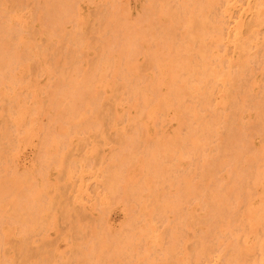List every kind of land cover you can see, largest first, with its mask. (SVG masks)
Returning a JSON list of instances; mask_svg holds the SVG:
<instances>
[{"label":"rangeland","instance_id":"374dc122","mask_svg":"<svg viewBox=\"0 0 264 264\" xmlns=\"http://www.w3.org/2000/svg\"><path fill=\"white\" fill-rule=\"evenodd\" d=\"M0 1V264H238L240 251L264 264V0ZM172 83L182 89L176 105L166 100L173 109L162 95ZM189 105L205 121L199 146L187 139L199 121Z\"/></svg>","mask_w":264,"mask_h":264},{"label":"bare ground","instance_id":"6f19581e","mask_svg":"<svg viewBox=\"0 0 264 264\" xmlns=\"http://www.w3.org/2000/svg\"><path fill=\"white\" fill-rule=\"evenodd\" d=\"M12 1H13V0H12ZM17 1H18V0H17ZM0 2H1V1H0ZM9 2H10V1H9ZM6 3H7V2H6ZM16 3H17V2H16ZM18 3H21V2H18ZM22 3H23V1H22ZM50 3H51V2H50ZM50 3H49V5H50ZM57 3H58V2H57ZM23 4H24V3H23ZM55 4H56V3H55ZM8 5H9V4H8ZM12 5H13V4H12ZM17 5H21V4H17ZM62 5H63V3H62ZM50 6H51V5H50ZM55 6H56V5H55ZM57 6H58V5H57ZM14 7H15V5H14ZM14 7H13V8H14ZM60 7H61V6H60ZM60 7H59V8H60ZM11 8H12V7H11ZM11 8H10V9H11ZM13 8H12V9H13ZM18 8H19V7H18ZM20 8H21V7H20ZM22 8H23V7H22ZM55 8H56V7H55ZM5 9H6V8H5ZM7 9H8V8H7ZM14 9H15V8H14ZM0 10H1V9H0ZM3 10H4V8H3ZM20 10H23V9H20ZM54 10H55V9H54ZM203 11H204V10H203ZM4 12H5V11H4ZM1 13H3V12H1ZM51 13H52V12H51ZM62 13H64V12H62ZM62 13H61V14H62ZM198 13H199V12H198ZM49 14H50V13H49ZM163 14H164V12H163ZM168 14H169V13L167 12V15H168ZM2 15H5V14L3 13ZM164 15H165V14H164ZM51 16H52V15H51ZM56 16H57V15H56ZM58 16H59V15H58ZM113 16H114V15H113ZM170 16H171V15H170ZM3 17H4V16H3ZM54 17H55V16H54ZM5 18H6V17H5ZM33 18H35V17H33ZM39 18H40V17H39ZM45 18H46V17H45ZM186 18H188V17L186 16ZM195 18H196V17H195ZM3 19H4V18H3ZM37 19H38V18H37ZM39 20H41V18H40ZM43 20H44V19H43ZM51 20H52V19H51ZM56 20H57V19H56ZM34 21H35V20H34ZM46 21H47V20H46ZM113 21H114V20H113ZM38 22H39V21H38ZM43 22H44V21H43ZM43 22L41 21V23H43ZM51 22H52V21H51ZM111 22H112V21H111ZM200 22H201V21H200ZM202 22H203V21H202ZM3 23H5V24H6V27H7V25H8L7 23H8V22L6 23V21H4ZM33 23H34V22H33ZM0 24H1V22H0ZM2 25H3V24H2ZM29 25H31V24H29ZM42 25H43V24H42ZM44 25H45V24H44ZM163 25H164V24H163ZM10 26H11V25H10ZM12 26H13V25H12ZM21 26H23V25H21ZM49 26H50V25H49ZM184 26H185V25H184ZM8 27H9V26H8ZM29 27H30V26H29ZM32 27H33V26H32ZM55 27H56V26H55ZM109 27H110V26H109ZM163 27H164V26H163ZM9 28H10V27H9ZM12 28H13V27H12ZM12 28H11V30H12ZM14 28H15V27H14ZM17 28H18V27H17ZM20 28H21V27H20ZM22 28H24V27H22ZM26 28H27V27H26ZM51 28H52V27H51ZM113 28H114V27H113ZM164 28H165V27H164ZM201 28H203V27L201 26ZM29 29H30V28H29ZM1 30H2V29H1ZM1 30H0V31H1ZM4 30H5V29H4ZM6 30H7V29H6ZM15 30H16V29H15ZM31 30H32V29H31ZM40 30H43V29H40ZM2 31H3V30H2ZM2 31H1V32H2ZM17 31H19V30H16V32H17ZM32 31H33V30H32ZM170 31H171V30H170ZM184 31H185V30H184ZM187 31H188V30H187ZM193 31H194V30H193ZM8 32H9V31H7V34H8ZM11 32H12V31H11ZM16 32H15V33H16ZM24 32L27 33V31H25V29H24ZM172 32H173V31H172ZM2 33H3V32H2ZM2 33H1V34H2ZM12 33H13V32H12ZM15 33H14V34H15ZM26 33H25V34H26ZM185 33H186V32H185ZM185 33H184V34H185ZM196 33H197V32H196ZM1 34H0V35H1ZM10 34H11V33H10ZM27 34H28V33H27ZM31 34H32V33H31ZM50 35H51V34H50ZM53 35H54V34H53ZM171 35H172V34H171ZM200 35H201V34H200ZM2 36H3V34H2ZM8 36H9V34H8ZM54 36H55V35H54ZM183 36H184V35H183ZM5 37H6V36H5ZM27 37H28V36H27ZM34 37H35V36H34ZM55 37H56V36H55ZM193 37H194V36H193ZM2 38H3V37H2ZM6 38H7V37H6ZM50 38H51V36H50ZM12 39H13V38H12ZM12 39H11V40H12ZM29 39H30V38H29ZM31 39H33V38H31ZM186 39H187V38H186ZM2 40H4V39H2ZM6 40H8V39H6ZM117 41H119V40H117ZM8 42H9V40H8ZM12 42H13V41H12ZM29 42H30V41H29ZM123 42H124V41H123ZM185 42H186V41H185ZM192 42H193V41H192ZM0 43H1V42H0ZM105 43H106V42H105ZM111 43H112V42H111ZM12 44H13V43H12ZM12 44H11V42H10L9 45H12ZM14 44H15V43H14ZM35 44L37 45V43H35ZM114 44H115V43H114ZM2 45H3V44H2ZM9 45H8V47H10ZM187 45H188V44H187ZM198 45H199V44H198ZM200 45L202 46L201 43H200ZM205 45H206V44H205ZM25 46H26V45H25ZM125 46H127V45H125ZM135 46H136V45H135ZM206 46H207V45H206ZM209 46H210V45H209ZM13 47H14V46H13ZM39 47H40V46H39ZM76 47H77V46H76ZM111 47H112V46H111ZM198 47H200V46H198ZM4 48H5V47H4ZM6 48H7V47H6ZM15 48H17V47H15ZM15 48H14V49H15ZM27 48H28V46H27ZM29 48H30V47H29ZM35 48H36V47H35ZM40 48H41V47H40ZM44 48H45V47H44ZM95 48H96V47H95ZM95 48H94V49H95ZM124 48H125V47H124ZM139 48H140V47H138V49H139ZM202 48H203V47H200V49H201L200 52H202V51H206L205 48H204V50H202ZM207 48H209V47H207ZM17 49H18V48H17ZM21 49H22V48H21ZM127 49H128V48H127ZM127 49H125V51H127ZM183 49H184V48H183ZM196 49H198V48H196ZM10 50H11V49H10ZM24 50H25V49H24ZM38 50H39V49H38ZM101 50H102L101 54H100V52H98L100 56L103 54V49L101 48ZM101 50L99 49L98 51H101ZM128 50H129V49H128ZM140 50H141V49H140ZM159 50H160V49H159ZM177 50H178V49H177ZM209 50H210V49H209ZM1 51H4V50L2 49ZM8 51H9V50H8ZM11 51L13 52V49H12ZM16 51H17V50H16ZM16 51L14 50V54L16 53ZM30 51H31V50H30ZM30 51H29V52H30ZM42 51L44 52V50H42ZM134 51H135V50H133L132 52H134ZM154 51H155V50H154ZM198 51H199V50H198ZM5 52H7V49L5 50ZM21 52H22V51H21ZM21 52H20V53H21ZM43 52H42V53H43ZM48 52H49V51H48ZM62 52H63V51H62ZM67 52H68V51H67ZM71 52H72V51H71ZM74 52H75V50H74ZM74 52H73V53H74ZM122 52H123V51H122ZM135 52H136V51H135ZM140 52H141V51H140ZM142 52H143V51H142ZM142 52H141V53H142ZM159 52H160V51H159ZM164 52H165V51H164ZM1 53H2V52H0V54H1ZM39 53H40V52H39ZM42 53H41V54H42ZM45 53H46V52H45ZM68 53H70V52H68ZM75 53H77V51H76ZM104 53H105V52H104ZM110 53H111V51H110ZM125 53H126V52H125ZM128 53H130V52H128ZM149 53H150V52H149ZM205 53H206V52H202V54H205ZM207 53H208V52H207ZM2 54H3V55H6L7 53L5 54V53L3 52ZM14 54L12 53L13 57H14V56H15V57L18 56V54H17V56L14 55ZM24 54H25V53H24ZM63 54H64V53H63ZM167 54H168V53H167ZM199 54H200V53H199ZM29 55H30V54H29ZM31 55H32V54H31ZM39 55H40V54H39ZM71 55H72V54H71ZM95 55H96V54H95ZM95 55H94V56H95ZM125 55H126V56H125ZM125 55H124V57H128L129 54H128V55L125 54ZM131 55H132V54H131ZM148 55H149V54H148ZM170 55H171V54H170ZM200 55H201V54H200ZM206 55H207V54H206ZM0 56H1V55H0ZM10 56H11V55H10ZM22 56H23V55H21V57H22ZM26 56H27V55L25 54V57H26ZM40 56H41V55H40ZM94 56H92V57H94ZM97 56H98V55H97ZM97 56H96V57H97ZM108 56H109V55H108ZM120 56H121V55H120ZM132 56H133V55H132ZM135 56H138V54L135 55V53H134V58H135ZM146 56H147V55H146ZM6 57H7V56H6ZM8 57H9V56H8ZM15 57H14V58H15ZM19 57H20V56H19ZM33 57H34V55H33ZM109 57H110V56H109ZM130 57H131V56H130ZM205 57H206L205 55H204V57H203V55H202V58H204V60H202V61L204 62V66L207 67V66H206V63H205ZM207 57H208V56H207ZM212 57H213V56H212ZM17 58H18V57H17ZM17 58H16V59H17ZM23 58H24V57H23ZM23 58H22V59H23ZM100 58H101V57H100ZM103 58H104V57H103ZM106 58H107V57H106ZM112 58H113V56H112ZM112 58H111V59H112ZM122 58H123V57H122ZM134 58H133V59H134ZM143 58H145V56H144ZM143 58H142V59H143ZM148 58H149V57H148ZM200 58H201V57H200ZM9 59H12V56H11V58H9ZM22 59H21V60H22ZM54 59H55V58H54ZM65 59H66V58H65ZM68 59H70V58H68ZM74 59H75V58H73V60H74ZM76 59H77V58H76ZM90 59H91V58H90ZM104 59H105V58H104ZM104 59H103V61H104ZM120 59H121V58H120ZM125 59H127V58H125ZM131 59H132V58H131ZM157 59H158V58H157ZM4 60L8 63L7 59L4 58ZM34 60H37V59H34ZM34 60H33L32 62H34ZM87 60H88V59H87ZM91 60H92V59H91ZM105 60H106V61H107V60H110V58H109V59H105ZM118 60H119V59H118ZM146 60H147V58H146ZM155 60H156V59H155ZM11 61H13V60H11ZM14 61L16 62V60H14ZM18 61H19V59H18ZM18 61H17V62H18ZM26 61H27V58H26ZM28 61H31V60H28ZM63 61H64V60H63ZM75 61H76V60H75ZM99 61H100V60H99V58H98V61H97V63H96V66H97V64H98ZM125 61H126V60H125ZM136 61H137V60H136ZM200 61H201V59H200ZM202 61H201V63L203 64ZM17 62H16V63H17ZM22 62H23V63L25 62L24 59H23V61H21V62H19V63H22ZM64 62H66V61H64ZM70 62L73 63L72 59H70ZM77 62H78V61H77ZM90 62H91V61L89 60L88 63H90ZM107 62H108V61H107ZM107 62H106V64H108ZM111 62H112V60H111ZM111 62H110V64H111ZM113 62H114V60H113ZM118 62H120V61H118ZM128 62H129V61H128ZM128 62H127V63H128ZM142 62H143V61H142ZM147 62L150 63L149 60H148ZM180 62H181V61H180ZM23 63H22V64H23ZM91 63H92V62H91ZM123 63L125 64V67H126V62H123ZM131 63H132V62H131ZM138 63H140V62H137V64H138ZM178 63H179V62H178ZM13 64H14V63H13ZM33 64H34V63H33ZM73 64H74V67H75V63H73ZM73 64H72V66H73ZM101 64H103V62L100 63V65H101ZM104 64H105V63H104ZM106 64H105V66H106V68H107L108 65H106ZM118 64H121V63H118ZM137 64H135V65H137ZM186 64H187V63H186ZM202 64H200V65H202ZM25 65H26V64H25ZM69 65H70V64H69ZM94 65H95V64H94ZM113 65H114V64H113ZM127 65H128V64H127ZM135 65L133 66V68L135 67ZM141 65H142V64H141ZM158 65L160 66L161 63L159 62ZM0 66H1V64H0ZM76 66H77V65H76ZM78 66H79V65H78ZM88 66H89V68H90V66H91V68H90V69L87 68V70H88V69L91 70L92 67H93L92 64H91V65L89 64ZM88 66H87V67H88ZM109 66H110V65H109ZM118 66H119V65H118ZM118 66H117V67H118ZM122 66H123V65H122ZM163 66H164V65H163ZM184 66H186V65H184ZM204 66H202V67H204ZM33 67H34V66H33ZM94 67H95V66H94ZM94 67H93V68H94ZM147 67H148V66H147ZM161 67H162V66H161ZM169 67H170V66H169ZM202 67H201V69H202ZM2 68H3V67H2ZM72 68H73V67H72ZM72 68H70V69H72ZM85 68H86V67L83 68V72H84V69H85ZM106 68H104V69L106 70ZM108 68H109V67H108ZM112 68H113V67H112ZM112 68H111V69H112ZM130 68H131V67H130ZM130 68H129V69H130ZM198 68H199V67H198ZM25 69H26V68H25ZM74 69H75V71L77 72L78 69H79V70H80V69L82 70V67H81V68L78 67V69L75 67ZM76 69H77V70H76ZM95 69H98V67H96ZM95 69H94V70H95ZM101 69H102V68H101ZM117 69L119 70V68H117ZM123 69H127V68H124V67H123ZM149 69H150V68H149ZM72 70H73V69H72ZM72 70H70V73L73 72ZM79 70H78V71H79ZM87 70H85V71H86V72H85L86 74H87ZM105 70H104V71H105ZM112 70H115V69L113 68ZM130 70H131V69H130ZM135 70H136V69H134V71H135ZM157 70H158V69H157ZM168 70H169V69H168ZM172 70H173V69H172ZM203 70H204V68H203ZM8 71H9V69H8ZM96 71H97V70H96ZM98 71H99V70H98ZM98 71H97V72L93 71V73L95 72V73L97 74ZM106 71H107V70H106ZM120 71H121V69H120ZM141 71H142V70H141ZM145 71H147V70H145ZM145 71H143V72H145ZM197 71L199 72V69H198ZM197 71H196V72H197ZM201 71H202V70H201ZM205 71H208V70H205ZM100 72H101V70H100ZM100 72H99V73H100ZM111 72H112V71H111ZM117 72H118V71H117ZM128 72H129V71H128ZM137 72H138V71H137ZM170 72H171V71H170ZM203 72H204V71H202L201 74H203ZM74 73H75V72H74ZM85 73H83V75H86ZM90 73H91V71H90ZM93 73H92V74H93ZM95 73H94V75H95ZM99 73H98V74H99ZM104 73H105V72H104ZM75 74H77V73H75ZM75 74H74V75H75ZM98 74H97V75H98ZM102 74H103V73H100L99 75L102 76ZM115 74H116V73H115ZM117 74H118V73H117ZM119 74H120V73H119ZM119 74H118V75H119ZM158 74H161V72L158 71ZM165 74H167V73H165ZM172 74H173V73H172ZM206 74H207V72H206L205 74H203V75H206ZM77 75L80 76V71H79V73H78ZM88 75H89V72H88ZM97 75H96V76H97ZM136 75H137V74H136ZM170 75H171V74H170ZM173 75H174V74H173ZM198 75H199V74H198ZM203 75H202V77H204ZM79 76H78V77H79ZM89 76H91V75H89ZM96 76H94L93 79L95 78V80L98 81L96 78H99L100 76H99V77H96ZM142 76H144V75H142ZM161 76H162V75H159L160 78H161ZM68 77H69V76H68ZM86 77H87V76H85V77L83 76V78H84L86 81L89 80V81L86 82V83H87V84H88V83H89V84H93V83H90L91 80H90L89 78H86ZM103 77H104V76H103ZM139 77H140V76H139ZM159 77H158V78H159ZM164 77H165V75H164ZM171 77H172V75H171ZM74 78H75V77H74ZM83 78H78V80H76V82L78 83L79 80H80V81L82 80L81 82H84V81H83ZM146 78H147V77H146ZM154 78L157 79L156 77H154ZM169 78H170V77H169ZM172 78H173V77H172ZM185 78H186V77H184V79H185ZM65 79H66L65 81H67V78H65ZM68 79H69V78H68ZM91 79H92V78H91ZM101 79H102V77H101ZM124 79H126V78L123 77V80H124ZM161 79H163V78H161ZM170 79H171V78H170ZM173 79H174V78H173ZM173 79H171V81H172ZM175 79H176V78H175ZM126 80H127V79H126ZM128 80H129V79H128ZM147 80H148V79H147ZM179 80H180V78L178 79V81H179ZM92 81H94V80H92ZM96 81H95V82H96ZM130 81H131V80H130ZM136 81H138V80H136ZM140 81H141V80H140ZM149 81H150V80H149ZM151 81L154 82L155 80H154V81L151 80ZM156 81H158V80H156ZM162 81H163V80H162ZM162 81L160 80V82H162ZM173 81H175V80H173ZM173 81H172V82H173ZM176 81H177V80H176ZM123 82H124V81H123ZM138 82H139V81H138ZM164 82H165V81H164ZM167 82H168V81H167ZM199 82H201V81H199ZM69 83H72V81L69 80ZM74 83H75V82H74V80H73V84H70V85H74ZM115 83H116V82H115ZM141 83H142V82H141ZM162 83H163V82H162ZM162 83L159 84V85L156 84V87H157V86L160 87V86L162 85ZM179 83H181V82L179 81ZM189 83H190V82H189ZM67 84H68V83H67ZM80 84H81V83L79 82V86H78V84H76V85H77L78 87H80ZM84 84H85V82H84ZM121 84H122V81L120 82V85H121ZM124 84H125V83H124ZM124 84H123V85H124ZM131 84H132V83H131ZM142 84H143V83H142ZM142 84H141V85H142ZM145 84H147V83H145ZM154 84H155V83H154ZM154 84H153V85H154ZM170 84H171V83H170ZM173 84H174V83H172V85H173ZM186 84H187V82H186ZM186 84H185V85H186ZM195 84H197V83H195ZM70 85H69V86H70ZM81 85H82V84H81ZM85 85H86V84H85ZM116 85H117V84H116ZM118 85H119V84H118ZM123 85H121V86H123ZM134 85H135V84H134ZM166 85H167V84H166ZM191 85H192V84H191ZM191 85H190V86H191ZM193 85H194V84H193ZM65 86H66V84H65ZM69 86H68V87H69ZM129 86H130V85H129ZM136 86H137V85H136ZM177 86H178L177 84H174V86H172V87H171V85H170V86H169V87H170V90H168V92L166 91L167 94H165V93L162 94V93L160 92L163 96L165 95V96L168 97L167 99H164L165 101L163 100V101L165 102V103H164L165 105H166V102H167L166 100H171L173 106L176 105V103H175L173 100H177V101L180 100V97H179V99H178V97H176V96H177V95L179 96V94H180V96H182L181 93L178 94V93H175V92H176L177 89H178V90H177L178 92H181L182 89H180V88H176ZM179 86H181V84H180ZM204 86H206V84H205ZM81 87H83V85H82ZM85 87H86V86H84V88H85ZM88 87H90V88L92 87V88H93L94 86H92V85H91V86H90V85H87V89H88ZM130 87H131V86H130ZM150 87H151V86H149V88H150ZM167 87H168V86H167ZM174 87H175V90L173 89ZM186 87H187V85H186ZM193 87H194V86H192V89H193ZM199 87H200V86H199ZM199 87H198V88H199ZM72 88H73V86H72ZM117 88H118V87H117ZM121 88H122V87H121ZM124 88H126V87H124ZM132 88H133V87H132ZM146 88H147V86H146ZM157 88H158V87H157ZM182 88H185V87H182ZM187 88H189V87H187ZM204 88H205V87H203L202 89H204ZM206 88H207V87H206ZM69 89H70V88H69ZM73 89H74V88H73ZM73 89H72V90H73ZM82 89H83V88H82ZM85 89H86V88H85ZM115 89H116V88H115ZM133 89H134V88H133ZM143 89H144V88H143ZM143 89H142V91H143ZM159 89H160V88H159ZM159 89H157V90L159 91ZM168 89H169V88H168ZM185 89H186V88H185ZM199 89H201V88H199ZM62 90H63V89H62ZM62 90H61V88H60V92H61ZM67 90H68V89H67ZM76 90H77V88H76ZM89 90H90V89H89ZM92 90L95 91L94 89H92ZM118 90H119V89H118ZM139 90H141V89H139ZM150 90H151V89H150ZM155 90H156V89H155ZM179 90H180V91H179ZM204 90H205V89H204ZM64 91H65V90H64ZM86 91H87V90H86ZM127 91H129V90H127ZM131 91H132V90H131ZM133 91H135V89H134ZM136 91H137V90H136ZM136 91H135V94L137 93ZM153 91H154V90H153ZM201 91H203V90H201ZM205 91H208V90H205ZM66 92H67V91H66ZM66 92H65V94L68 95L69 92H68V93H66ZM78 92H80V91L78 90ZM82 92L84 93L85 90H83ZM87 92H88V91H87ZM151 92H152V90H151ZM151 92H149V93H151ZM185 92H187V91H185ZM193 92H195V91H193ZM197 92H198V91H197ZM208 92H209V91H208ZM63 93H64V92H63ZM85 93H86V92H85ZM85 93H84V94H85ZM88 93L90 94V91H89ZM92 93H93V92H92ZM92 93H91V95H93ZM142 93H143V92H142ZM142 93H141V95H142V97H143V94H142ZM195 93H196V92H195ZM202 93H203V92H201L200 94L202 95ZM204 93H205V92H204ZM260 93H261V92H260ZM69 94H72V95L74 94V95L76 96V92L72 93V91H70ZM84 94H83V95H84ZM89 94H87V95H89ZM129 94H131V93H129ZM152 94H153V93H152ZM158 94H159V93H157V95H158ZM174 94H176V96H175ZM197 94L199 95V93H197ZM205 94H206V97H208L207 95H209V94H208V93H205ZM205 94H203V96H204ZM74 95H73V96H74ZM91 95H89V96L91 97ZM136 95H138V93H137ZM145 95H146V93H145ZM154 95H156V93H155ZM157 95H156V96H157ZM183 95H184V94H183ZM201 95H199V96L201 97ZM73 96H72V97H73ZM129 96H130V95H129ZM129 96H128V97H129ZM134 96H135V95H134ZM159 96H161V95H159ZM199 96H197V97H199ZM203 96H202V98H206V97H203ZM85 97H86V96H85ZM146 97H148V96H146ZM149 97H150V96H149ZM151 97H152V96H151ZM161 97H162V96H161ZM175 97H176V98H175ZM64 98H65V97H64ZM66 98H67V97H66ZM73 98H74V97H73ZM75 98H77V97H75ZM75 98H74V99H75ZM131 98H132V97H130L129 100L132 101ZM194 98H195V97H194ZM262 98H263V97H262ZM88 99H89V98H88ZM91 99H92V97H91ZM151 99H152V98H150V100H151ZM162 99H163V98H162ZM172 99H173V100H172ZM62 100H63V99H62ZM79 100H80V99H79ZM93 100H94V99H93ZM124 100H125V98H124ZM134 100H135V99H134ZM155 100H156V99H155ZM195 100H196V99H195ZM207 100H208V99H207ZM70 101H71V100H70ZM70 101L68 100L67 102H70ZM74 101H75V100H74ZM125 101H126V100H125ZM127 101H128V100H127ZM135 101H136V100H135ZM140 101H142V100H140ZM145 101H146V100H145ZM145 101H144V102H145ZM171 101H170V102L168 101V102L171 103ZM255 101H256V100H255ZM259 101H260V100H259ZM61 102H62V101H61ZM72 102H73V101H72ZM72 102H70V103H72ZM89 102H90V101H89ZM97 102H98V101H97ZM97 102H96V103H97ZM147 102H148V101H147ZM153 102H155V101H153ZM160 102H161V101H160ZM168 102H167V103H168ZM178 102H179V101H178ZM178 102H177V103H178ZM199 102H200L199 104H203V105H205L206 99L199 100ZM65 103H66V102H65ZM91 103L94 104L92 101H91ZM132 103H133V102H132ZM140 103H141V102H140ZM148 103H149V102H148ZM169 103H168V105L171 106V104H169ZM197 103H198V102H197ZM208 103H209V102H208ZM55 104H56V103H55ZM55 104H54V105H55ZM66 104H67V103H66ZM92 104H91V105H92ZM137 104H138V103H137ZM150 104H151V103H150ZM161 104H162V102H161ZM161 104H160V105H161ZM60 105H61V104H60ZM60 105H59V106H60ZM62 105H63V104H62ZM68 105H69V104H68ZM68 105H66V106H68ZM70 105H71V104H70ZM74 105H75V104H74ZM74 105H73L72 107H74ZM91 105H89V106H91ZM97 105H98V104H97ZM133 105H134V104H133ZM182 105H183V104H182ZM57 106H58V105H57ZM93 106H96V105H92L91 107H93ZM131 106H132V105H131ZM137 106H138V105H137ZM162 106L164 107L163 110H162V111L164 112V110H165V106H164L163 104H162ZM173 106H171V108H172ZM178 106L180 107V105H178ZM189 106H190V105H189ZM75 107H76V106H75ZM129 107H130V106H128V108H129ZM160 107H161V106H160ZM179 107H177V108L179 109ZM181 107H182V106H181ZM64 108H65V107H64ZM95 108H96V107H95ZM107 108H108V107H107ZM161 108H162V107H161ZM161 108H160V110H161ZM168 108H169V107H168ZM168 108H167V106H166V109H167V110H168ZM171 108H170V109H171ZM173 108H174V107H173ZM173 108H172V109H173ZM175 108H176V107H175ZM177 108H176V110L178 111ZM190 108H191V106H190ZM190 108H189V109H190ZM193 108H195V107H193ZM193 108H191L190 110H189V109H187V110H189L190 114H191L193 117L195 116V121H196V120L199 119V118H196V117H198V116L195 115L197 111H196V109H193ZM258 108H259V107H258ZM66 109H68V108H66ZM72 109H73V108H72ZM72 109H69V111L72 110ZM92 109H93V108H92ZM129 109H130V108H129ZM134 109H135V108H134ZM140 109H141V108H140ZM181 109H182V108H180V111H182ZM167 110H166V111H167ZM183 110H184V109H183ZM57 111H58V110H57ZM64 111H65V109H64ZM67 111H68V110H67ZM69 111H68V113H69ZM94 111H95V110H94ZM96 111H97V108H96ZM96 111H95V112H96ZM199 111H200V110H199ZM65 112H66V111H65ZM65 112H64V113H65ZM92 112H93V111H92ZM97 112H98V111H97ZM135 112H136V111H135ZM104 113H105V112H104ZM136 113H138V112H136ZM136 113H135V114H136ZM177 113H178V112H177ZM182 113H184V112H182ZM179 114L181 115V113H179ZM61 115H62V113H61ZM97 115H98V114H97ZM173 115H174V114H173ZM182 115H183V114H182ZM107 116H108V114H107ZM132 116H134V115L132 114ZM136 116H137V115H136ZM109 117H110V115H109ZM113 117H114V116H113ZM128 117H129V116H128ZM178 117L180 118L181 116H178ZM56 118H57V117H56ZM115 118H117V117H115ZM132 118H133V117H132ZM132 118H131V119H132ZM134 118H136V117H134ZM173 118H174V117H173ZM183 118H184V117H183ZM200 118H201V117H200ZM262 118H263V117H262ZM126 120H127V119H126ZM181 120H182V119H181ZM177 121H178V120H177ZM183 121H184V120H183ZM185 121H186V120H185ZM185 121H184V122H185ZM261 121H262V120H261ZM131 122H132V121H131ZM131 122H130V123H131ZM133 123H135V122L133 121ZM138 123H139V122H138ZM251 123H252V122H251ZM182 124H183V123H182ZM204 124H205L204 119H199V121H197V124H196V126H197V125H199V126H197V127H196V126H192L193 128L191 127L190 132H189V135H188L189 137H187V135H186L187 139H190L189 142H188L189 144H191V142H192L191 140H193L194 142H192V143H194V144H198V146H199V143H200V142H199V143H196L194 139H195L196 137H198V138L200 137V138H201V141H202V139H203V136H202V135H203L202 130L204 129V128H203V126H205ZM208 126H209V125H208ZM210 126H211V125H210ZM187 127H188V126H187ZM205 127H206V126H205ZM202 128H203V129H202ZM196 129H198V130H196ZM199 129H202V130L199 131ZM135 130H136V129H135ZM198 131H199L201 134H200V133H197ZM203 132H204V130H203ZM123 133H124V132H123ZM197 134H198V135H197ZM121 135H122V134H121ZM124 135H125V134H124ZM196 135H197V136H196ZM200 135H201V136H200ZM119 136H120V133H119ZM126 136H127V133H126ZM126 136H125V139H126ZM136 137H137V136H136ZM240 137H241V136H240ZM122 138H123V137H122ZM204 138H205V137H204ZM230 138H231V136H230ZM237 138H239V137L237 136ZM237 138H236V139H237ZM156 139H157V138H156ZM163 139H164V138H163ZM175 139H176V138H175ZM183 139H185V136H184ZM196 139H197V138H196ZM240 139H241V138H240ZM129 140H130V139H129ZM135 140H136V139H135ZM180 140H181V139H180ZM238 140H239V139H238ZM241 140H242V139H241ZM168 141H169V140H168ZM155 142H156V141H155ZM180 142H182V140H181ZM239 142H242V143H243L244 140H243V141H239ZM156 143H157V142H156ZM178 143H179V142H178ZM178 143H177V144H178ZM186 143H187V141H186ZM188 143H187V145H188ZM244 143H245V142H244ZM182 144H183V143H182ZM182 144H181V146H182ZM200 144H201V143H200ZM224 144H226V143L224 142ZM184 145H185V144H184ZM238 145H239V144H238ZM192 146H194V145H192ZM192 146H191V147H192ZM132 147H133V146H132ZM136 147H137V146H136ZM191 147H190V150L193 151V153H194V152L196 151L197 148L194 146V147L196 148L195 151H194V147H192V149H191ZM221 147H225V146H221ZM127 149H129V147H128ZM133 149H134V147H133ZM136 149H137V148H136ZM136 149H134V150H136ZM222 149H225V148H222ZM227 149H228V148H227V146H226V150H225V151H227ZM159 150H160V149H159ZM181 150H182V149H181ZM220 150H221V149H220ZM220 150H219V151H220ZM136 151H137V150H136ZM149 151H151V150H149ZM154 151H155V150H154ZM147 152H148V151H147ZM151 152H153V151H151ZM151 152H150V153H151ZM155 152L157 153V150H156ZM155 152H153V153H155ZM126 153H127V152H126ZM134 153H135V152H134ZM150 153H149V154H150ZM220 153H221V152H220ZM121 154H122V153H121ZM121 154H120V155H121ZM128 154H129V153H128ZM146 154H147V153H146ZM129 155H130V154H129ZM131 156H132V154H131ZM223 157H224V156H223ZM155 158H156V157H155ZM214 159H215V158H214ZM210 161H211V160H210ZM217 161H218V160H217ZM207 162L209 163V160H208ZM207 162H206L205 164L207 165V168H209L208 166H210V165H208ZM212 163H213V165L215 164L213 161H212L210 164L212 165ZM216 164L218 165V163H216ZM155 165H157V164H155ZM206 165H205V166H206ZM213 165H212V167H213ZM160 166H161V165H160ZM201 167H202V166H201ZM154 168H155V167H154ZM154 168H153V169H154ZM160 168H161V167H160ZM203 168H204V169H202V172H203L204 170H205V172H206V169H207V168H206V169H205V167H203ZM108 169L111 170L110 168H108ZM210 169H211V168H210ZM188 170H189V167H188ZM188 170H187V171H188ZM208 170H209V169H208ZM208 170H207V171H208ZM106 171H107V170H106ZM157 171H158V170H157ZM157 171H155V172L157 173ZM184 171H185V170H184ZM189 171H190V170H189ZM189 171H188V172H189ZM209 171H210V170H209ZM209 171H208V172H209ZM109 172H110V171H109ZM160 172H163V171L160 170ZM185 172H186V171H185ZM185 172H184V173H185ZM190 172H191V171H190ZM199 172H200V170H199ZM199 172H198V174L201 176V174H203V173L201 172V174H200ZM208 172H207V173H208ZM151 173H152V172H151ZM163 173H164V172H163ZM192 173H193V172H192ZM117 174H118V173H117ZM209 174H211V173H209ZM213 174H215L214 171H213ZM259 174H260V173H259ZM155 175L157 176L158 174H155ZM155 175H154V176H155ZM160 175H161V174H160ZM205 175H206V174H205ZM211 175H212V174H211ZM120 176H121V175H120ZM189 176H190V175H189ZM109 177H111V175H110ZM109 177H108V179H109ZM112 177H113V176H112ZM157 177H159V176H157ZM171 177H172V176H171ZM201 177H205V176L202 175ZM168 178H169V177H168ZM180 178H181V177H180ZM191 178H192V177H191ZM205 178H206V177H205ZM242 178H243V177H242ZM185 179H186V178H185ZM110 180H112V178H110ZM114 180H115V178H114ZM174 180H175V179H174ZM204 180H205V179H204ZM41 181H42V180H41ZM115 181H117V180H115ZM177 181H178V180H177ZM205 181H206V180H205ZM205 181H204V182H205ZM171 182H172V181H171ZM193 182H195V181H193ZM42 183H43V182H42ZM174 183H176V182H174ZM178 183H179V182H178ZM191 183H192V182H191ZM109 184H110V183H109ZM143 184H145V183H143ZM184 184H185V183H184ZM113 185H114V183H113ZM115 185H116V184H115ZM107 186H108V184H107ZM145 186H147V185H145ZM197 186H198V185H197ZM109 187H110V186H109ZM141 187H142V186H141ZM193 187H194V186H193ZM1 188H2V186H1ZM18 188H19V187H18ZM20 188H21V187H20ZM20 188H19V189H20ZM34 188H35V187H34ZM132 188H133V187H132ZM188 188H189V187H188ZM195 188H196V187H195ZM197 188H198V187H197ZM202 188H203V186H202ZM238 188H239V187H238ZM240 188H241V186H240ZM13 189H14V188H13ZM111 189H112V188H111ZM142 189H144V188L142 187ZM150 189H151V188H150ZM152 189H153V188H152ZM200 189H201V187H200ZM104 190H106V189H104ZM135 190H138L137 193L139 192V189H135ZM144 190H147V189H144ZM198 190H199V189H198ZM203 190H204V189H203ZM237 190H238V189H237ZM111 191H112V190H111ZM142 191H143V190H142ZM151 191H152V190H151ZM176 191H177V190H176ZM178 191H179V190H178ZM140 192H141V190H140ZM156 192H157V191H156ZM174 192H175V191H174ZM192 192L194 193V191H192ZM195 192H196V190H195ZM198 192H200V191H198ZM218 192H219V191H218ZM112 193H113V192H112ZM146 193H147V192H146ZM158 193H159V192H158ZM158 193H157V194H158ZM215 193H216V192H215ZM26 194H27V193H26ZM28 194H29V193H28ZM147 194H148V193H147ZM159 194H160V193H159ZM159 194H158V195H159ZM168 194H169V193H168ZM172 194H173V193H172ZM196 194H198V193H196ZM216 194H217V193H216ZM151 195H152V194H151ZM153 195H154V194H153ZM185 195H186V194H185ZM185 195H184V196H185ZM219 195H220V194H219ZM219 195H218V196H219ZM23 196H24V198H25V195H23ZM23 196H22V197H23ZM163 196H165V195H163ZM168 196H170V195H168ZM186 196H187V195H186ZM216 196H217V195H216ZM152 197H153V196H152ZM160 197H161V196H160ZM178 197H179V196H178ZM213 197H214V196H213ZM220 197H221V196H220ZM139 198H140V197H139ZM156 198H157V197H156ZM156 198H155V199H156ZM183 198H184V197H182V199H183ZM188 198H189V197H188ZM160 199H161V198H160ZM216 199H217V197H216ZM219 199H220V198H219ZM221 199H222V198H221ZM148 200H149V199H148ZM170 200H171V199H170ZM187 200H188V199H187ZM200 200H201V199H200ZM210 200H211V199H210ZM212 200H213V199H212ZM182 201H183V200H182ZM260 201H261V200H260ZM154 202H155V201H154ZM170 202H171V201H170ZM185 202H186V201H185ZM196 202H197V201H196ZM218 202H219V201H218ZM263 202H264V201H263ZM27 203H28V202H27ZM159 203L161 204L162 202H159ZM171 203H172V202H171ZM183 203H184V202H183ZM183 203H182V204H183ZM213 203H214V202H213ZM213 203L211 202V204H213ZM219 203H220V202H219ZM219 203L216 204V205H219ZM10 204H11V203H10ZM12 204H14V202H13ZM151 204H152V203H151ZM176 204H177V203H176ZM200 204L202 205L201 202H200ZM209 204H210V203H209ZM258 204H261L262 206L264 205V203L262 204V203H259V202H258ZM258 204H257V205H258ZM15 205H16V204H15ZM204 205H205V204H203V206H204ZM216 205L214 204V206H215L216 209H217V208H221L222 203H221L220 207H218V206L216 207ZM223 205H224V203H223ZM223 205H222V206H223ZM261 205H258L259 208H262V207H260ZM154 206H155V205H154ZM160 206H161V205H160ZM162 206H163V205H162ZM169 206H170V204H169ZM211 206H213V205H211ZM211 206H210V207H211ZM249 206H250V205H249ZM249 206H248V207H249ZM11 207H12V206H11ZM22 207L24 208L25 206H22ZM149 207H150V206H149ZM178 207H179V206H178ZM13 208H14V207H13ZM13 208H12V209H13ZM16 208H18V206H17ZM155 208H156V207H155ZM186 208H187V207H186ZM215 208H214V209H215ZM222 208H223V207H222ZM252 208H253V207H251V209H252ZM14 209H15V208H14ZM19 209L21 210V208H19ZM28 209H29V207H28ZM147 209H148V208H147ZM163 209H165V207H164ZM163 209L160 210V211L163 212ZM211 209H212V210H211V212H212L214 209H213V208H211ZM216 209H215V210H216ZM17 210H18V209H17ZM30 210H31V209H30ZM145 210H146V209H145ZM181 210H182V209H181ZM215 210H214L213 212H215L216 215H218V214H217L218 212L221 213V211H220L221 209H220V210L217 209V210H216L217 212H216ZM218 210H219V211H218ZM262 210H264V209H262ZM170 211H171V210H170ZM238 211H239V210H238ZM253 211H255V210L253 209ZM15 212H17V211L15 210ZM22 212H23V211H22ZM22 212H19V214H18L19 217H21L20 214H21ZM25 212H27V211L24 209V213H25ZM181 212H184V211H181ZM186 212H187V211H186ZM194 212H195V211H194ZM222 212H223V211H222ZM239 212H240V211H239ZM24 213L22 214V216L24 215ZM29 213H30V212H29ZM31 213H33V212H31ZM38 213H39V212H38ZM153 213H154V212H153ZM160 213H161V212H160ZM160 213H158V214H160ZM248 213H249V212H248ZM248 213H247V214H248ZM263 213H264V212H263ZM35 214H36V212H35ZM161 214H163V213H161ZM173 214H174V213H173ZM213 214H214V213H213ZM213 214H212V215H213ZM16 215H17V213H16ZM163 215H164V214H163ZM175 215H176V214H175ZM185 215H186V214H185ZM214 215H215V214H214ZM234 215H235V214H234ZM24 216H25V215H24ZM24 216H23L22 218H24ZM33 216H34V215H33ZM33 216H32V217H33ZM130 216H131V215H130ZM139 216H140V215H139ZM152 216H153V215H152ZM245 216H247V215H245ZM245 216H244V217H245ZM156 217H157V216H156ZM174 217H175V216H174ZM211 217H212V216H211ZM233 217H234V216H233ZM260 217H261V215H260ZM260 217H259V218H260ZM263 217H264V215H263ZM129 218H130V220H131V217H129ZM199 218H200V217H199ZM237 218H238V217H237ZM245 218H246V217H245ZM249 218H250V217H249ZM253 218L255 219V217H253ZM25 219H28V218L25 217ZM35 219H36V217H35ZM138 219H139V218H138ZM247 219H248V218H247ZM250 219H251V218H250ZM250 219H249V221H250ZM260 219L263 220L262 218H260ZM23 220H24V219H23ZM36 220H37V219H36ZM127 220H128V219H127ZM130 220H129V221H130ZM140 220H141V218H140ZM195 220H196V219H195ZM198 220H199V219H198ZM235 220H236V219H235ZM240 220H241V219H240ZM242 220H243V219H242ZM255 220H256V219H255ZM25 221H26V220H25ZM245 221H246V220H245ZM26 222H27V221H26ZM33 222L35 223V221H33ZM253 222H254V221H253ZM255 222H256V221H255ZM240 223H241V222H240ZM242 223H243V222H242ZM262 223H263V222H262ZM30 224H31V223H30ZM131 224H132V223H131ZM230 224H231V223H230ZM27 225H28V224H27ZM151 225H152V224H151ZM257 225H258V224H257ZM148 226H149V225H148ZM231 226H233V225H231ZM27 227H29V226H27ZM125 227H126V226H125ZM210 227H211V226H210ZM228 227H229V226H228ZM30 228H31V226H30ZM130 228H131V225H130ZM146 228H147V227H146ZM237 228H238V227H237ZM132 229H133V228H132ZM147 229H148V228H147ZM149 229H150V228H149ZM149 229H148L147 231H149ZM198 229H199V228H198ZM143 230H144V229H143ZM143 230H142V232H143ZM152 230H153V229H152ZM218 230H219V229H218ZM209 231H210V230H209ZM214 231H215V230H214ZM118 232H119V231H118ZM211 232H212V231H211ZM107 233H108V232H107ZM130 233H131V232H130ZM133 233H134V232H133ZM133 233H132V234H133ZM144 233H145V232H144ZM216 233H217V232H216ZM112 234H113V233H112ZM116 234H117V233H116ZM140 234H141V233H140ZM106 235L108 236V234H106ZM118 235H119V233H118ZM118 235H117V236H118ZM124 235H126V234H124ZM124 235H123V236H124ZM145 235H147V234H145ZM150 235H151V234H150ZM21 236H22V235H21ZM107 236H106V237H107ZM109 236H110V234H109ZM121 236H122V235H121ZM132 236H133V235H132ZM25 237H26V236H25ZM119 237H120V235H119ZM129 237H130V236H129ZM199 237H200V236H199ZM20 238H21V237H20ZM97 238H98V237H97ZM109 238H110V237H109ZM122 238H123V237H122ZM122 238H118V239L124 240L125 237H124L123 239H122ZM127 238H128V237H127ZM131 238H132V237H131ZM171 238H173V236H172ZM105 239H106V238H105ZM111 239H113V238H111ZM125 239H126V238H125ZM134 239H135V238H134ZM140 239H141V237H140ZM24 240H25V239H24ZM101 240H103V239H101ZM113 240H114V239H113ZM116 240H117V239H116ZM141 240H142V239H141ZM169 240H170V237H169ZM172 240H176V237H175V239L173 238ZM200 240H201V239H200ZM204 240H205V239H204ZM95 241H96V240H95ZM99 241H100V240H99ZM105 241H106V240H105ZM108 241H109V240H108ZM114 241H115V240H114ZM127 241H128V240H127ZM131 241H132V240H131ZM102 242H103V241H102ZM109 242H110V241H109ZM125 242H126V241H125ZM128 242H129V241H128ZM134 242H135V241H134ZM172 242H173V241H172ZM203 242H204V241H203ZM251 242H252V241H251ZM263 242H264V241H263ZM107 243H108V242H107ZM111 243H113V242H111ZM115 243H116V245H117V241H115L113 244L115 245ZM122 243H124V241H123ZM132 243H133V242H132ZM173 243H174V242H173ZM173 243H172V244H173ZM200 243H201V242H200ZM230 243H231V242H230ZM96 244H97V243H96ZM102 244H103V243H102ZM128 244H129V243H128ZM207 244H208V242H207ZM242 244H243V243H242ZM247 244H248V243H246V246H247ZM253 244H254V243H253ZM262 244H263V243H262ZM110 245H111V244H110ZM174 245H175V244H174ZM201 245H202V244H201ZM232 245H233V244H232ZM232 245H231V246H232ZM234 245L236 246V244H234ZM249 245H250V246H253V245H251V244H249ZM249 245H248V246H249ZM100 246H101V245H100ZM130 246H131V245H130ZM167 246H168V245H167ZM170 246H171V245H170ZM172 246H173V245H172ZM202 246H203V245H202ZM235 246H234V247H235ZM242 246H243V245H242ZM246 246H245V249H246ZM250 246H249V247H250ZM21 247H22V246H21ZM111 247H112V246H111ZM113 247H115V246H113ZM119 247H120V246H119ZM121 247L123 248V246H121ZM175 247H176V246H175ZM211 247H212V246H211ZM234 247H233V248H234ZM249 247H248V248H249ZM253 247H254V246H253ZM115 248H116V247H115ZM117 248H118V247H117ZM122 248H121V249H122ZM194 248H195V247H194ZM198 248H200V251L197 250V251H198L197 253L199 254V252L202 251L203 247L201 248V247L198 246ZM198 248H197V249H198ZM208 248H210V247L208 246ZM228 248H229V246H228ZM248 248H247V249H248ZM260 248H261V247H260ZM262 248H263V246H262ZM101 249H103V248H101ZM124 249H125V247H124ZM231 249H232V247H231ZM245 249H244V250H245ZM21 250H22V249H21ZM130 250H131V249H130ZM168 250H169V249H168ZM204 250H205V246H204ZM208 250H209V249H208ZM235 250H236V247H235ZM235 250H232V253H233V251H235ZM239 250H240V248H239ZM241 250H242V249H241ZM249 250H250V249H249ZM249 250H248V251H249ZM251 250H253V249L251 248ZM98 251H100V250H98ZM119 251H121V250H119ZM124 251H125V250H124ZM124 251H123V252H124ZM211 251H212V250H211ZM230 251H231V250H230ZM246 251H247V250H246ZM127 252H128V251H127ZM162 252H163V250H162ZM168 252H169V251H168ZM168 252H167V254H168ZM170 252H171V251H170ZM173 252H174V251H173ZM202 252H203V251H202ZM202 252H201V254H202ZM208 252H210V251H208ZM208 252L206 253V256L209 254ZM227 252H228V251H227ZM242 252H244V251H240V252H239V257H237V260H236V256H235V257H234L235 259L231 258V261L236 260V262H234V263H238V264H242V263H243V264H244V263H245V262L243 261V260H244V259H243V255H244V254H243ZM249 252H251V251H249ZM21 253H22V252H21ZM103 253H104V252H103ZM118 253H119V252H118ZM124 253H125V252H124ZM138 253H139V252H138ZM89 254H90V253H89ZM89 254H88V255H89ZM120 254H122V252H120ZM170 254H171V253H170ZM193 254H195V253H193ZM233 254H236V255H237L238 253L235 252V253H233ZM245 254L248 256V254H250V253L245 252ZM260 254L263 255V257L260 255V257H262V259H263V258H264V251H263L262 253H260ZM22 255H23V254H22ZM91 255H92V254H91ZM203 255H205V253H203ZM228 255H229V254H228ZM230 255H231V254H230ZM230 255H229V256H230ZM198 256H199V258L201 257V255H198ZM231 256H232V255H231ZM233 256H234V255H233ZM87 257H88V256H87ZM207 257H208V256H207ZM191 258H192V257H191ZM202 258H205V256L202 257ZM244 258H245V257H244ZM246 258H247V257H246ZM246 258H245V259H246ZM144 259H145V258H144ZM224 259H225V258H224ZM232 259H233V260H232ZM260 259H261V258H260ZM93 260H94V259H93ZM192 260H193V259H192ZM226 260H227V259H226ZM247 260H248V259H247ZM140 261H141V260H140ZM150 261H151V260H150ZM150 261H149V262H150ZM227 261H228V260H227ZM241 261H242V262H241ZM245 261H246V260H245ZM174 262H175V261H174ZM228 262H229V261H228ZM247 262H248V261H247ZM167 263H168V262H167ZM176 263H177V262H176ZM180 263H181V262H180ZM189 263H192V262H189ZM194 263H195V262H194ZM178 264H179V263H178ZM192 264H193V263H192ZM225 264H227V263H225ZM232 264H233V263H232Z\"/></svg>","mask_w":264,"mask_h":264}]
</instances>
